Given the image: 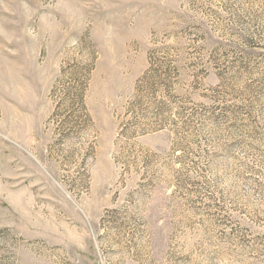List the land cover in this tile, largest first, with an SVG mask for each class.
Listing matches in <instances>:
<instances>
[{
    "label": "rangeland",
    "instance_id": "rangeland-1",
    "mask_svg": "<svg viewBox=\"0 0 264 264\" xmlns=\"http://www.w3.org/2000/svg\"><path fill=\"white\" fill-rule=\"evenodd\" d=\"M0 264H264V0H0Z\"/></svg>",
    "mask_w": 264,
    "mask_h": 264
}]
</instances>
